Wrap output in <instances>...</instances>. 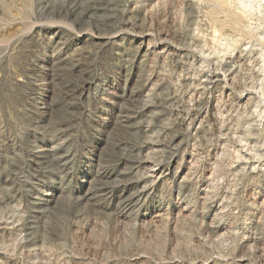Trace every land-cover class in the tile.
<instances>
[{"label": "rangeland", "instance_id": "rangeland-1", "mask_svg": "<svg viewBox=\"0 0 264 264\" xmlns=\"http://www.w3.org/2000/svg\"><path fill=\"white\" fill-rule=\"evenodd\" d=\"M0 264H264V0H0Z\"/></svg>", "mask_w": 264, "mask_h": 264}]
</instances>
